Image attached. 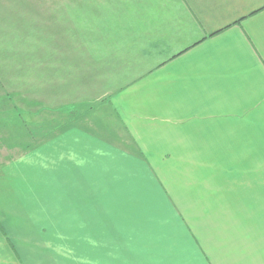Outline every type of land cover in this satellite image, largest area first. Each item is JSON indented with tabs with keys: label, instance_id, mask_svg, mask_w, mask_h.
Returning <instances> with one entry per match:
<instances>
[{
	"label": "crops",
	"instance_id": "crops-1",
	"mask_svg": "<svg viewBox=\"0 0 264 264\" xmlns=\"http://www.w3.org/2000/svg\"><path fill=\"white\" fill-rule=\"evenodd\" d=\"M43 1L0 48L1 112L40 130L0 215L114 264H264V0Z\"/></svg>",
	"mask_w": 264,
	"mask_h": 264
},
{
	"label": "rangeland",
	"instance_id": "rangeland-1",
	"mask_svg": "<svg viewBox=\"0 0 264 264\" xmlns=\"http://www.w3.org/2000/svg\"><path fill=\"white\" fill-rule=\"evenodd\" d=\"M51 3V8L57 7V2ZM44 4L43 0H0V48L16 46L18 40L24 41L17 34L30 33L32 28L27 26L33 14L41 15ZM39 12H36V11ZM34 18V17H33ZM37 21L42 17L36 16ZM39 30L44 33L48 29ZM51 30V29H50ZM52 31V30H51ZM56 37L57 33H51ZM26 42V41H25ZM19 43V42H18ZM26 115L22 116L17 112H1L0 107V168L17 157L18 142L25 137V130L30 135L39 133L33 124H30ZM25 150V146H22ZM21 191L23 188L18 187ZM38 215V214H37ZM15 220L8 215H0V224L3 226L12 244L15 246L20 259H18L8 245L2 232L3 244L0 253V264H114L115 258L108 256V244L104 238L102 241L85 239L81 233L83 226L75 224H60L59 219L51 223L33 225H21L12 223ZM36 221L43 220L40 217ZM71 220V219H67ZM22 263H20V261Z\"/></svg>",
	"mask_w": 264,
	"mask_h": 264
},
{
	"label": "trees",
	"instance_id": "trees-1",
	"mask_svg": "<svg viewBox=\"0 0 264 264\" xmlns=\"http://www.w3.org/2000/svg\"><path fill=\"white\" fill-rule=\"evenodd\" d=\"M0 231L2 232V234H3L5 237H7V233H6L5 229L3 228V226H2L1 224H0ZM6 241H7L8 245L10 246V248L12 249V251H14L16 257H17L18 259H20V256L18 255V252L16 251L15 246L12 244V242H11L10 239H9V237L6 238ZM19 261H20V260H19ZM20 263H22V262L20 261Z\"/></svg>",
	"mask_w": 264,
	"mask_h": 264
}]
</instances>
